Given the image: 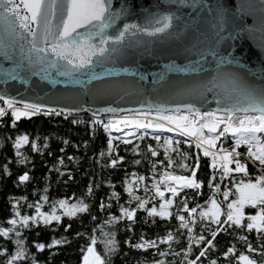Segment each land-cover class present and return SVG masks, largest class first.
Segmentation results:
<instances>
[{
    "label": "snow or ice",
    "instance_id": "6c2138e0",
    "mask_svg": "<svg viewBox=\"0 0 264 264\" xmlns=\"http://www.w3.org/2000/svg\"><path fill=\"white\" fill-rule=\"evenodd\" d=\"M173 3L177 8L186 5L189 8H198L201 12L206 10V15L202 18L203 27L197 25L195 30H192L185 24L182 29L185 34L189 31L193 32L191 42L183 49V52L186 59L189 56H194L195 59H187V63L178 69L174 64L169 63L165 66L167 71L161 73V80H165L168 72L173 70L186 73L190 80L178 94L189 101H198L201 107H197L192 102L177 103L173 107L149 102L146 107L129 110L130 115L116 120L110 119L107 123H103L98 119L99 111L113 114L118 111L116 108L109 107L94 112L92 124L102 126L105 132L109 130L119 132L121 130L119 125L141 130L152 129L167 132L178 130V135L191 138L195 147L205 157H211L210 167L212 169H222L221 179L227 177L232 171L247 175L245 165L237 158L240 155L237 148L246 146V158L251 159L253 164L259 163L261 175L255 178L254 183L251 180L247 182L241 180L239 183L233 181L236 199L227 203L228 211L223 224L219 222L220 205L214 199L211 200L209 209L201 210L199 214L202 219L211 216V223L218 224V229L211 231V235L215 237L224 224H235L240 227L244 218L242 209L245 205H249L259 210L254 215L247 216L249 221L247 229L249 231L255 229L258 233H264V67H261L259 72L245 71L246 66L229 50L231 48L229 42L238 39L240 33L230 27L228 14L222 5H212L206 0H173ZM239 10L245 15H254L259 12L258 19H254V27L246 31L249 37L254 31L259 32L262 40L260 50L264 53V0H259V8L254 3H249L246 10L243 8ZM129 12L130 6L113 10V0H0V57L13 65L6 75H11V78L15 80L18 78L16 73L19 71L31 75L41 73L47 75L54 70L57 76L66 78L65 83H80V76H87V83L94 80L100 81L105 74H113L112 70L104 66L114 62L123 53L127 37L136 36L138 33L149 37H156L160 34L172 35L170 30L173 28V21L180 19L172 13H149L142 23H123L122 27L116 26V21ZM109 29H114V31L110 33ZM208 57L211 59L209 60ZM97 68L101 71L97 72ZM208 93H211L216 107L202 111L203 105L209 103ZM0 101L4 105L0 107V117L10 110L14 121L21 117H30L44 108L41 103H23V110H21L16 106L20 102L3 92H0ZM48 111H55V109H48ZM131 134L126 133V135ZM227 137L233 140L231 151L221 147V155H217L213 151L217 147V141ZM153 138L160 139L159 136ZM124 142L128 143L127 140ZM22 143H28L26 135L17 137L14 146L19 149ZM165 144L169 145L171 141L165 139ZM32 148L37 149L35 142H32ZM111 149L112 138L110 137L109 150ZM149 150L152 156H156L155 151ZM165 154L167 155V149H165ZM17 155H20L19 152ZM219 161L222 163H218ZM115 163L116 161L113 160L112 164ZM233 163L235 164L234 169L229 167ZM168 166L172 167L171 160ZM181 167L187 170L186 165L181 164ZM196 171V168H192V174L187 176L165 172L161 174L160 182L167 180L171 181L172 185L178 186L172 187L165 183V191L175 197L179 189H199L201 187V184L194 178ZM28 178L27 174L18 177L21 183L27 181ZM211 184L210 180V187ZM153 188L156 195L161 198L160 211H157L155 207L145 210L150 216L166 218L169 215L167 209L172 206L173 199L165 200L164 192L156 184H153ZM125 190L131 192V189L127 187ZM212 191L218 192L219 185ZM223 196L227 201L229 198L227 188ZM58 203L66 216H74L77 212L87 210V205L82 203L72 204L70 207L64 200ZM145 203L140 200L138 208L144 209ZM13 207L16 206L13 205ZM134 211L122 207L120 209L121 218L126 217L127 220L132 221ZM183 211L187 212L188 217L191 218L197 209L189 210L185 205ZM55 212L54 206L52 214L45 215L37 206L36 213L39 214V220L36 215L9 219L7 223L12 227L0 228V236H9L17 224L27 227L30 220L33 224L59 222L60 216ZM176 219L180 222L181 229L187 228L188 233H192V228L188 226L189 220H186L183 215H177ZM16 235H20L19 231ZM171 239L172 236L168 235L162 242H168ZM197 239L203 241L204 237L200 236ZM241 239L244 238L241 237ZM15 243L17 251L5 260V264H17L25 258L22 242L18 240ZM58 243L59 241L53 240L48 247ZM212 243V240L206 241L207 246H211ZM94 244L95 239L93 238L83 254L82 264H105L93 247ZM107 244V251L114 252V241H108ZM44 247L43 244L36 245L38 251ZM133 247H155V244L147 242V244H136ZM248 250L254 251L251 245L248 246ZM233 251V248H228L225 256ZM160 255L163 256L165 253L161 252ZM187 255L186 252L185 257ZM204 255V250L201 249L199 256ZM238 259L240 264H255L254 260L244 254H241ZM155 264H164V261L158 260ZM187 264H196V260L189 259ZM212 264L216 262L212 261Z\"/></svg>",
    "mask_w": 264,
    "mask_h": 264
},
{
    "label": "trees",
    "instance_id": "16d2710c",
    "mask_svg": "<svg viewBox=\"0 0 264 264\" xmlns=\"http://www.w3.org/2000/svg\"><path fill=\"white\" fill-rule=\"evenodd\" d=\"M92 120L87 114H41L15 121L8 114L0 119V228L12 227L7 221L24 215H36L39 220L37 206L45 215L52 214L55 206V214L60 216L59 222L33 224L30 220L27 227L17 224L9 236H0V264H5V260L17 251L15 241L18 240L22 242L25 258L17 264H80L93 238V247L105 264H155L158 260H163L164 264H187L189 259L196 260V264H212V261L240 264L241 254L254 260L255 264H264V233L247 229V216L254 215L259 208L245 205L241 226L224 224L215 237L211 231H216L218 224L211 223V216L202 219L199 214L213 195L220 205L219 222L224 223L228 211L226 205L236 197L233 181L255 182L261 175L248 160L239 157L247 175L232 171L234 173L221 179L222 169H212L209 157H205L192 142L167 135L139 134L125 143L124 139L105 132L102 126L92 124ZM101 121L104 123L103 119ZM24 135L28 137V143H22L17 149L15 141ZM155 136L160 139H154ZM165 139L171 144L166 145ZM32 142H35L36 150H33ZM232 143L230 137L221 138L216 148L231 149ZM149 149L155 151L156 156H152ZM237 150L247 151L246 146ZM113 160L115 164H112ZM181 164L186 165L187 170ZM254 165L261 171L258 162ZM192 168L197 169L194 178L201 187L184 188L175 197L170 192L164 193L165 200L173 199L172 206L167 209L169 215L166 218L148 215L145 209L155 207L160 211L161 198L156 195L153 184L165 191L164 183L160 182L161 174L187 176L192 174ZM230 168L235 166L232 164ZM24 174L29 178L21 183L18 177ZM140 177L144 179L140 180ZM217 185L219 191L212 194ZM126 187L131 189L130 193ZM226 188L229 191L227 201L223 196ZM61 200L69 207L82 203L87 205V210L66 216L58 203ZM140 200L146 202L144 209L137 206ZM185 205L189 210L197 209L191 218L183 211ZM122 207L135 210L132 221L121 218ZM177 215L189 220L191 234L187 228L179 227ZM168 235L172 239L162 242ZM200 236L204 237L203 241L197 239ZM53 240L59 243L48 247ZM207 240L213 241L211 246L206 245ZM108 241H114V252L107 251ZM147 242H153L155 247H133ZM37 244L45 247L38 251ZM249 245L254 251L248 250ZM230 247L234 249L233 253L225 256ZM201 249L204 256H199ZM161 252L165 255L161 256Z\"/></svg>",
    "mask_w": 264,
    "mask_h": 264
},
{
    "label": "water",
    "instance_id": "95a60500",
    "mask_svg": "<svg viewBox=\"0 0 264 264\" xmlns=\"http://www.w3.org/2000/svg\"><path fill=\"white\" fill-rule=\"evenodd\" d=\"M206 2L223 6L228 14L230 27L240 33L238 39L229 42V50L246 66L245 71L259 72L264 67V53L260 50L262 40L259 32L254 31L249 37L246 31L254 27V19H258L259 12L245 15L239 10H246L249 3H254L259 8V0ZM125 6H130V12L116 21L118 27H122L123 23H142L149 13H172L180 19L173 21V28L170 30L172 35L149 37L138 33L136 36L127 37L123 53L114 62L104 66L112 70L113 74H105L100 81L87 83V76H80V83H65L66 78L57 76L54 70L47 75H31L19 71L16 73L18 78L14 80L11 75H6L13 65L0 57V92L20 103H41L44 105L43 110L55 109L52 112L74 116L93 115L94 112L109 107L118 111L115 114L99 111L98 116L122 115L130 113L129 110L146 107L149 102L163 104L165 107L192 102L201 107L198 101H189L178 94L190 80L186 73L173 70L168 72L165 80H161V73L167 71L165 66L169 63L178 69L187 63V59H195L194 56L186 59L183 52L191 42L193 32L185 34L182 29L185 24L192 30L197 25L203 27L202 18L206 15V10L201 12L198 8L193 9L186 5L177 8L173 0H113V10ZM108 31L111 33L114 29ZM96 71L101 69L97 68ZM207 100L209 103L203 105L202 111L216 107L211 93L207 94Z\"/></svg>",
    "mask_w": 264,
    "mask_h": 264
},
{
    "label": "built area",
    "instance_id": "2783aa9c",
    "mask_svg": "<svg viewBox=\"0 0 264 264\" xmlns=\"http://www.w3.org/2000/svg\"><path fill=\"white\" fill-rule=\"evenodd\" d=\"M4 105H3V102L2 101H0V107H3ZM17 107H20L21 108V110H23V103H19L18 105H16ZM47 112H49V113H47ZM45 113H47V114H45ZM52 113H58V112H52V111H47V110H41V112H39V113H36V114H34V115H41V114H43V115H48V114H52ZM8 114H11V111L9 110V111H7L6 112V114L5 115H8ZM59 114H62V113H59ZM131 113H126V114H122V115H112V116H98V119H103L104 120V123H107L110 119L111 120H116V119H119L120 117H122V116H125V115H130ZM4 115V116H5ZM66 115H69V114H66ZM88 115V114H87ZM89 117H91V118H93V115H88ZM2 117H0V119H1ZM121 130H125V134L126 133H132V135H133V137H136V136H138L139 135V132H145V133H153V134H159V133H154L153 131L154 130H152V129H146V130H141V129H135V128H126V127H124L123 125H119L118 126ZM111 131H113V130H111ZM115 134L116 133H118L117 131H113ZM112 132V133H113ZM233 141V140H232ZM206 147V146H205ZM226 150H228L229 152L231 151V149H226ZM213 151H215L216 152V154L217 155H221V152H220V149H217V148H215V149H213ZM237 152L238 153H240V155H239V157H242V158H245L246 160H248L256 169H257V171L261 174V171L253 164V162L252 161H250L248 158H246V155H245V153H241L240 151H238L237 150ZM239 157H237L238 159H239ZM240 160V159H239ZM209 162H211L212 163V160H211V157H209ZM218 163H222V161H219ZM232 164H230L229 166H231ZM233 165L235 166V164L233 163ZM213 188H215V187H213ZM181 190V189H180ZM179 190V191H180ZM213 192V191H212ZM213 193H215V192H213Z\"/></svg>",
    "mask_w": 264,
    "mask_h": 264
},
{
    "label": "rangeland",
    "instance_id": "374dc122",
    "mask_svg": "<svg viewBox=\"0 0 264 264\" xmlns=\"http://www.w3.org/2000/svg\"><path fill=\"white\" fill-rule=\"evenodd\" d=\"M47 113H49V112H47ZM52 114H57V113H52ZM49 115V114H48ZM62 115H66L65 113H62ZM78 116V115H77ZM109 132V134L112 136V137H114V138H117V139H124V140H127V139H129V138H133V135H126L125 134V130H120L118 133H114L113 131H111V130H109L108 131ZM113 132V133H112ZM139 134H149V135H153V133H145V132H139ZM124 135V136H123ZM159 135H167V136H169V137H172V138H175V139H178V140H183V141H188V142H192L194 145H195V143H194V141L191 139V138H189V137H185V136H181V135H178V130L177 131H172V132H169V133H161V134H159ZM126 136V137H125ZM231 138V137H230ZM231 140H232V138H231ZM230 173H234V172H230ZM229 173V174H230ZM166 182H164V186H165V183H167V184H169L170 186H172V187H178V186H176V185H172L171 184V181L169 182V181H167V180H165ZM169 182V183H168ZM240 182V181H239ZM246 182V181H245ZM254 183V182H253ZM234 189V196H235V188H233ZM180 190V189H179ZM178 190V191H179ZM182 190V189H181ZM216 193V192H215ZM215 193H213L212 192V194H215ZM214 199V197H213V195L210 197V199L208 200V202H207V204L205 205V207H202L201 208V210H204V211H207L208 209H209V207H210V203H211V200H213ZM235 199H236V197H235Z\"/></svg>",
    "mask_w": 264,
    "mask_h": 264
},
{
    "label": "bare ground",
    "instance_id": "6f19581e",
    "mask_svg": "<svg viewBox=\"0 0 264 264\" xmlns=\"http://www.w3.org/2000/svg\"><path fill=\"white\" fill-rule=\"evenodd\" d=\"M102 120V119H101ZM154 133L156 132V133H169V132H167V131H160V130H155V131H153ZM132 135V134H131ZM134 135V134H133ZM124 136V135H123ZM126 137V136H125ZM231 167V166H230ZM166 182V181H165ZM170 182V181H169ZM168 182V183H169Z\"/></svg>",
    "mask_w": 264,
    "mask_h": 264
},
{
    "label": "clouds",
    "instance_id": "9594fccd",
    "mask_svg": "<svg viewBox=\"0 0 264 264\" xmlns=\"http://www.w3.org/2000/svg\"><path fill=\"white\" fill-rule=\"evenodd\" d=\"M163 183H164V182H163ZM178 192H179V191H178ZM178 192H177V193H178Z\"/></svg>",
    "mask_w": 264,
    "mask_h": 264
}]
</instances>
